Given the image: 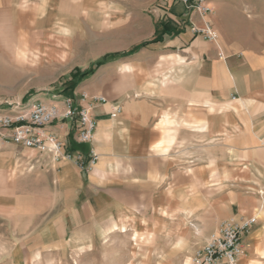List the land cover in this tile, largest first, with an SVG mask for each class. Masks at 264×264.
<instances>
[{
    "label": "rangeland",
    "instance_id": "obj_1",
    "mask_svg": "<svg viewBox=\"0 0 264 264\" xmlns=\"http://www.w3.org/2000/svg\"><path fill=\"white\" fill-rule=\"evenodd\" d=\"M235 1L237 28L264 32V0ZM162 2L53 1L44 16L48 2L21 0L20 15H0V109L14 101L48 102L72 90L101 91L116 101L141 89L156 92L160 81H135L127 60H160L157 48L138 46L158 35ZM106 52L115 56L72 81L75 68H89ZM151 71L155 76L158 67ZM57 163L0 144V264H192L204 239L218 230L198 208L202 194L192 192L187 169L175 177L181 184L175 193H163L151 173L148 207L131 209L125 206L138 203L139 196L121 170L115 183L106 167L98 175L62 176ZM150 170L156 173V162ZM163 203L179 208H159Z\"/></svg>",
    "mask_w": 264,
    "mask_h": 264
},
{
    "label": "crops",
    "instance_id": "obj_2",
    "mask_svg": "<svg viewBox=\"0 0 264 264\" xmlns=\"http://www.w3.org/2000/svg\"><path fill=\"white\" fill-rule=\"evenodd\" d=\"M20 1L0 0V15H20ZM53 1L66 0H45L44 16ZM234 1L209 0L213 10L201 18L181 3L164 0L157 33L162 22L170 32L150 43L160 60H127L135 81H160L156 92L141 89L119 101L101 91L90 92L103 94L106 101L92 103L96 127L93 140L81 143L84 147H77L81 144L75 142L70 123L55 122L45 129L56 133L68 151L86 155L93 149L97 154L90 170H81L71 160L57 161L62 176L107 172L109 182L120 183L113 179L121 170L133 195L139 196L138 203L126 208L148 207L151 173L158 185L162 183L163 193H175L181 191L175 177L181 176V169L189 170L192 192L202 194L196 198L198 208L212 217L216 229L228 219L241 223L255 218L242 235L246 257L236 264H264V32L260 27L247 33L237 28ZM204 19L214 29L215 41L191 31V21L201 26ZM78 94L72 90L63 95L72 96L77 104ZM116 105L119 111L114 110ZM0 144L21 147L9 140ZM154 162L156 173L150 170ZM158 207L179 208L164 203Z\"/></svg>",
    "mask_w": 264,
    "mask_h": 264
},
{
    "label": "built area",
    "instance_id": "obj_3",
    "mask_svg": "<svg viewBox=\"0 0 264 264\" xmlns=\"http://www.w3.org/2000/svg\"><path fill=\"white\" fill-rule=\"evenodd\" d=\"M181 3L201 18L207 17L213 10L209 0H172ZM190 29L201 34L209 41L216 40V33L208 20L200 26L191 21ZM79 103L72 96L58 95L48 102L38 100L8 102L5 109H0V142L12 143L37 152L44 161L57 162L71 160L81 170H90L97 159L93 149L84 155L80 151H68L66 144L56 133L47 131L46 126L55 122L70 123L75 129V142L90 143L96 127V120L91 114L92 103L105 102L101 93L81 92ZM87 101L89 104L82 102ZM114 110L119 111L116 105ZM255 222L250 217L241 223L232 219L221 223L218 230L212 232L196 250L192 264H236L246 252L242 235Z\"/></svg>",
    "mask_w": 264,
    "mask_h": 264
},
{
    "label": "trees",
    "instance_id": "obj_4",
    "mask_svg": "<svg viewBox=\"0 0 264 264\" xmlns=\"http://www.w3.org/2000/svg\"><path fill=\"white\" fill-rule=\"evenodd\" d=\"M170 28L167 26V22H162L161 29L158 35L154 38H152L149 41L142 42L138 48L147 47L148 44L152 42H158L162 39L165 33H169ZM123 55L129 54V51L123 52ZM115 56L113 52H106L104 53L99 59H97L95 62H93L89 68L85 70H79V68H75L71 73L70 77L72 81L80 80L83 78H86L88 75L92 74L101 64L106 62L107 60L112 59Z\"/></svg>",
    "mask_w": 264,
    "mask_h": 264
},
{
    "label": "bare ground",
    "instance_id": "obj_5",
    "mask_svg": "<svg viewBox=\"0 0 264 264\" xmlns=\"http://www.w3.org/2000/svg\"><path fill=\"white\" fill-rule=\"evenodd\" d=\"M114 229H117L116 227H114ZM197 232L199 233V231L197 230Z\"/></svg>",
    "mask_w": 264,
    "mask_h": 264
}]
</instances>
